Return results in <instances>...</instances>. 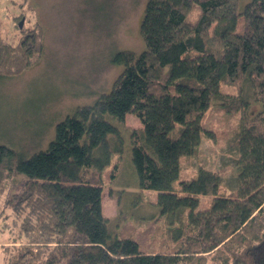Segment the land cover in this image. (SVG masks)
Wrapping results in <instances>:
<instances>
[{
    "label": "trees",
    "instance_id": "16d2710c",
    "mask_svg": "<svg viewBox=\"0 0 264 264\" xmlns=\"http://www.w3.org/2000/svg\"><path fill=\"white\" fill-rule=\"evenodd\" d=\"M239 2L146 0L138 24L143 49L113 53L122 70L109 91L58 121L44 149L24 155L0 143V194L24 177L9 202L3 264H264V0ZM38 28L21 31L14 45L0 41V76L34 62ZM244 83L259 105L251 115ZM213 101L239 114L232 177L199 167L184 178L179 158L194 152L203 133L212 137L201 119ZM126 114L139 126L125 128ZM122 129L139 187L157 192L176 239L172 250H141L130 228L117 235L103 213L101 169L122 150ZM117 171L118 163L111 176ZM199 196L210 203L198 208Z\"/></svg>",
    "mask_w": 264,
    "mask_h": 264
},
{
    "label": "rangeland",
    "instance_id": "374dc122",
    "mask_svg": "<svg viewBox=\"0 0 264 264\" xmlns=\"http://www.w3.org/2000/svg\"><path fill=\"white\" fill-rule=\"evenodd\" d=\"M245 1L240 0L239 7ZM145 2L0 0V41L14 45L21 31L39 27L42 46L34 62L22 72L0 76V143L24 155L44 149L54 137L58 121L76 106L91 104L101 93L109 91L122 70V65L111 61L113 53L123 49L138 53L143 49L138 24ZM14 16L17 18L13 19ZM221 89L235 91L233 85L223 84ZM243 89L248 100L246 112L251 115L259 105L247 83L243 84ZM238 120L239 114L230 115L213 101L201 119L202 128L209 130L212 137L203 133L194 152L179 158V175L191 178L199 167H204L220 171L229 181L236 158L234 144ZM124 126L137 127L139 121L134 115L126 114ZM121 132L122 150L112 152L101 169L103 213L112 216L117 223V235H124L122 230L130 228V235L138 241L141 250H172L176 239L168 235L166 229L170 224L155 204L157 192L139 187L129 135L126 130ZM116 163L118 171L112 177ZM23 183V176H15L0 194V244H10L13 213L9 202ZM222 185L227 194L229 189L224 181ZM209 203L210 197L199 196L198 208ZM171 225L177 226L176 222ZM0 264H3L1 251Z\"/></svg>",
    "mask_w": 264,
    "mask_h": 264
},
{
    "label": "water",
    "instance_id": "95a60500",
    "mask_svg": "<svg viewBox=\"0 0 264 264\" xmlns=\"http://www.w3.org/2000/svg\"><path fill=\"white\" fill-rule=\"evenodd\" d=\"M22 23H23V19H22V20H20V22L18 23V26H19V28H21V27H22Z\"/></svg>",
    "mask_w": 264,
    "mask_h": 264
}]
</instances>
